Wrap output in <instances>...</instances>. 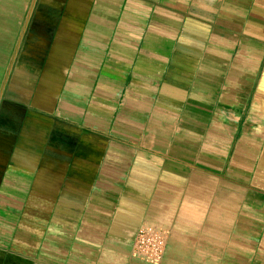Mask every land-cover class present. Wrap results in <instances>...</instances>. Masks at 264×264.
I'll list each match as a JSON object with an SVG mask.
<instances>
[{
    "label": "crops",
    "instance_id": "obj_1",
    "mask_svg": "<svg viewBox=\"0 0 264 264\" xmlns=\"http://www.w3.org/2000/svg\"><path fill=\"white\" fill-rule=\"evenodd\" d=\"M264 264V0H0V264Z\"/></svg>",
    "mask_w": 264,
    "mask_h": 264
},
{
    "label": "built area",
    "instance_id": "obj_2",
    "mask_svg": "<svg viewBox=\"0 0 264 264\" xmlns=\"http://www.w3.org/2000/svg\"><path fill=\"white\" fill-rule=\"evenodd\" d=\"M167 247V232L154 225H144L138 232L133 256L147 264H161Z\"/></svg>",
    "mask_w": 264,
    "mask_h": 264
}]
</instances>
